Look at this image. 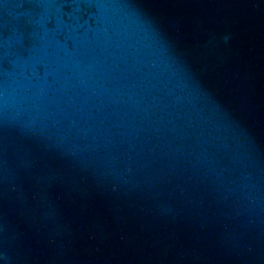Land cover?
Wrapping results in <instances>:
<instances>
[{
	"label": "water",
	"instance_id": "water-1",
	"mask_svg": "<svg viewBox=\"0 0 264 264\" xmlns=\"http://www.w3.org/2000/svg\"><path fill=\"white\" fill-rule=\"evenodd\" d=\"M0 264H264V0H0Z\"/></svg>",
	"mask_w": 264,
	"mask_h": 264
}]
</instances>
